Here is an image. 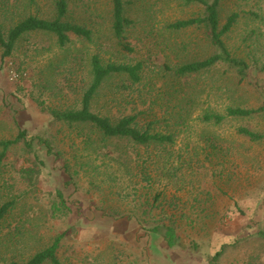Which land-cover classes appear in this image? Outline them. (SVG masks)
<instances>
[{
    "label": "rangeland",
    "instance_id": "374dc122",
    "mask_svg": "<svg viewBox=\"0 0 264 264\" xmlns=\"http://www.w3.org/2000/svg\"><path fill=\"white\" fill-rule=\"evenodd\" d=\"M60 1L0 0V25L8 30L27 17L54 19ZM63 1L64 20L91 31L90 40L70 35L61 48L54 36L37 32L24 35L8 58H1L0 50V141L12 140L18 131L35 137L31 151L21 144L11 147L0 164V206L15 201L0 221V264L13 255L34 254L61 233L57 257L62 264H214L212 256L222 246L227 248L215 264H264V245L255 236L264 229V109L227 118L219 126L199 121L206 111L264 108V0H222L219 7L220 25L238 15L223 42L233 58L247 64L245 80L224 64L183 78L174 75L177 67L216 53L202 29L168 28L201 15L200 7L123 0L125 15L133 21L125 30L128 52L112 33L109 0ZM92 56L103 64L140 63L143 69L138 83L124 75L106 79L92 112L114 121L137 116L142 127L152 121L154 132L174 135V145L149 170L154 185L136 197V170L114 166L107 158L114 154L84 147L79 135L91 136L89 131L53 123L47 113V108H80L91 83ZM179 117L187 126L175 125ZM241 127L262 138L250 142L236 134ZM36 137L49 139L60 156L48 155ZM212 143L217 150H209ZM108 146L126 151V158L131 149L125 142ZM137 151L131 153L134 159L146 158ZM22 169L34 170L36 190ZM56 192L69 214L52 219ZM156 192L162 194L157 204L167 203L183 215L174 219L178 240L172 248L149 230L159 213L144 218L137 210L143 197Z\"/></svg>",
    "mask_w": 264,
    "mask_h": 264
},
{
    "label": "trees",
    "instance_id": "16d2710c",
    "mask_svg": "<svg viewBox=\"0 0 264 264\" xmlns=\"http://www.w3.org/2000/svg\"><path fill=\"white\" fill-rule=\"evenodd\" d=\"M175 2L183 3L185 5H194L200 7L203 12L201 15L187 19L179 20L168 26L169 29L179 32L182 30H187L190 28L202 29L205 33L206 39L210 46H212L216 53L212 56L201 60L186 63L177 67L174 70V75L179 78L191 76L193 74H199L201 72L210 70L219 64H224L232 69H235L237 74L240 76L241 80H245L248 74V66L243 60L233 58L227 51L223 36L227 34L238 20L237 14L230 15L223 25H220L219 21V7L222 0H172ZM246 1V0H240ZM109 5L111 9L112 24L111 30L114 37L120 41L121 47L131 52L132 48L129 43H124L125 40V30L133 25V21L128 19L125 15V8L123 0H109ZM56 17L51 20L40 19L36 17H27L26 19L16 23L8 30H4L0 25V50L1 58H8L12 55L17 42L24 36L30 33H45L55 37L56 42L59 47H64L70 41V35L90 40L91 31L71 23L66 22L64 19L66 17V4L62 0L56 5ZM142 65L137 63L133 66L123 65V64H103L99 57L92 56L90 58V74L91 83L88 89L83 93L81 98V105L78 109H52L47 108L50 120L53 123L67 125L69 127L75 126L77 128L83 127L91 133L88 135H79L84 147H92L93 152L103 153L105 155H110L109 160L113 162L114 166L123 167L126 170H136L139 175L140 183L138 187H134V195L140 193L144 188H151L152 177L149 173L151 167L156 164V157L163 153H168L167 148L171 147L175 143L173 134H161L154 132L155 122H148L145 126H141L137 116H124L118 120H112L107 116H102L100 114L91 111V105L95 99L100 87L103 82L111 76L124 75L128 77L132 83H138L141 80L140 74L142 73ZM264 108L261 107L257 110H244L240 108L228 107L224 114H218L214 112L206 111L200 118V122L207 125L219 126L227 118H241L249 116L253 113L260 112ZM176 121V126H187L185 119L181 117L174 119ZM50 121V122H51ZM236 134L248 139L250 142L259 141L262 136L258 133L248 130L247 128H238ZM97 136V140H96ZM35 137H28L25 131H18L16 136L12 140H1L0 141V164L6 156L7 151L16 145L21 144L25 151H31L32 142ZM38 142L41 143L48 155L60 156L58 151H55L53 143L46 138L36 137ZM211 141V139H210ZM122 143L125 142L129 145L132 151L128 150V156L126 158V151L121 153L119 151H111L109 149L108 143ZM109 150V151H106ZM140 156L141 150L146 154L145 159L138 157V160L131 156V153H136ZM209 150H217V145L212 143L209 146ZM153 152V153H151ZM154 154V155H153ZM36 155V154H35ZM37 156V155H36ZM66 170L68 171L69 166L67 162L65 163ZM34 171V170H33ZM32 170L22 169L21 172L28 177L29 186L35 189ZM145 184V185H144ZM162 194L156 192L152 198H145L140 204L137 210H141V215L144 218L149 217L152 212H158L160 220L157 221L154 227H150L152 233L161 236L166 245L170 248L176 245L178 240V235L176 233V222L174 219L176 217H182V213L179 215L173 213L175 212V207L165 203L157 204ZM15 201L7 202L0 206V221H3L6 216H8L12 209L14 208ZM50 217L52 219L63 218L69 214V209L64 203V198L60 192H56L54 195V200L50 204L49 208ZM132 217V216H131ZM166 217V220L163 218ZM134 218V217H132ZM145 220V219H143ZM144 221H140L143 224ZM175 222V223H174ZM145 228V227H143ZM65 233H61L54 237L53 241L43 249L35 252L28 257L17 258V255H13V259L7 264H62L58 257L57 252L60 248L61 241L63 240ZM256 239L261 241L264 245V229L258 230L255 233ZM238 242V241H236ZM236 242L231 246L236 249ZM226 246H222L219 251H217L212 256V261L217 262L222 255H224ZM13 249L12 251H15Z\"/></svg>",
    "mask_w": 264,
    "mask_h": 264
}]
</instances>
